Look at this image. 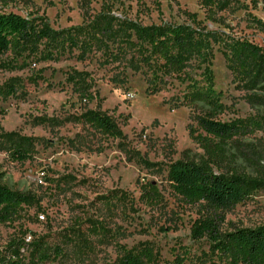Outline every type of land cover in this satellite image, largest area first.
I'll return each mask as SVG.
<instances>
[{
    "label": "rangeland",
    "instance_id": "obj_1",
    "mask_svg": "<svg viewBox=\"0 0 264 264\" xmlns=\"http://www.w3.org/2000/svg\"><path fill=\"white\" fill-rule=\"evenodd\" d=\"M240 1L247 8L230 5L216 11L215 19L228 33L264 47V28L251 20L254 15L264 23V0ZM7 2L0 9L42 16L54 29L80 25L102 9L143 24L190 23L194 13L204 20L206 10L200 0ZM218 23L204 20L209 29ZM77 53L72 50L56 60L0 55V139L10 132L33 139L23 161L0 143V181L34 199L14 218L0 222V253L8 255L11 246L24 241L29 244L20 252L26 261L34 244L46 247L48 258L34 264H113L124 252L145 244L156 253L153 264L172 263L176 256L183 264H208L209 242L190 236L192 222L204 209L184 202L167 179L170 162L202 153L189 134L196 126L195 111L175 104L184 85L171 78L150 94L143 72L108 61L100 52L82 60ZM210 69L226 105L219 118L254 114L217 47ZM74 70L87 73L92 100L80 97L66 80ZM90 109L113 117L124 138H105L83 125L78 116ZM252 140L264 151V130ZM145 182L157 186L159 203L143 202ZM225 218L239 226L264 223V189L236 203Z\"/></svg>",
    "mask_w": 264,
    "mask_h": 264
},
{
    "label": "trees",
    "instance_id": "obj_2",
    "mask_svg": "<svg viewBox=\"0 0 264 264\" xmlns=\"http://www.w3.org/2000/svg\"><path fill=\"white\" fill-rule=\"evenodd\" d=\"M200 3L206 9L204 20L213 23L219 22L216 11L230 5L247 8L240 0ZM189 17L190 23L143 24L102 9L80 25L54 29L42 16H23L0 9V55L9 52L14 56L38 55L41 60H56L77 50V58L82 60L100 52L108 61L124 62L131 70L143 72L150 94L161 91L171 78L183 84V93L175 104L195 111L196 126L189 128V134L202 153L170 162L167 179L184 202L204 209L192 222L190 236L209 242L208 264H264V223L239 226L225 218L236 203L253 191L264 189V151L252 140L264 130V47L228 33L220 23L218 28L209 29L196 13ZM251 20L264 28L254 15ZM215 47L225 58L231 81L245 92L244 99L254 114L229 120L219 118L226 105L214 88L210 69ZM88 78L86 72L76 70L66 76L80 97L92 100ZM78 120L102 137L124 138L113 117L100 109L86 110ZM32 141L31 137L14 132L3 133L0 139L18 161L29 158ZM141 189L144 203H159L161 194L155 184L142 183ZM33 200L30 194L0 181V222L11 220ZM28 244L17 242L8 255L0 253V264H34L48 258L46 247L36 243L31 250L33 255L30 252L26 261L20 250ZM155 260L153 248L143 244L137 251L124 252L113 264H153ZM167 264H183V258L176 256Z\"/></svg>",
    "mask_w": 264,
    "mask_h": 264
}]
</instances>
